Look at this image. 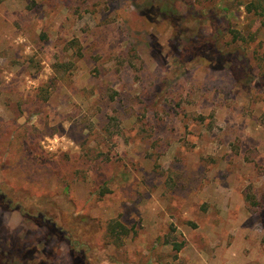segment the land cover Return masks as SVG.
I'll return each instance as SVG.
<instances>
[{
	"label": "rangeland",
	"instance_id": "obj_1",
	"mask_svg": "<svg viewBox=\"0 0 264 264\" xmlns=\"http://www.w3.org/2000/svg\"><path fill=\"white\" fill-rule=\"evenodd\" d=\"M252 1L0 0L1 184L71 189L76 214L124 224L101 264H264V17ZM230 31L245 37L233 46L254 94L239 67L196 53L217 35L235 50ZM0 264L77 261L0 206Z\"/></svg>",
	"mask_w": 264,
	"mask_h": 264
},
{
	"label": "trees",
	"instance_id": "obj_2",
	"mask_svg": "<svg viewBox=\"0 0 264 264\" xmlns=\"http://www.w3.org/2000/svg\"><path fill=\"white\" fill-rule=\"evenodd\" d=\"M247 13L264 17V0H254L246 5ZM232 33V46L238 41H246L239 31ZM217 35L213 41L198 48L196 53H200L203 64L210 62L219 64L220 70L233 73L236 70L234 79L244 88L249 87L248 92L255 93V88H251L252 74L248 73V60H246L244 48L239 47L231 51L227 43H223ZM225 44V46H224ZM244 51V52H243ZM230 64L226 70L225 64ZM247 69V70H246ZM264 78V76H263ZM48 94V93H47ZM264 100V94L256 93ZM25 181L18 182V186L9 189L0 182V206L7 212L18 211L25 218L36 222L39 227L49 229L51 235L61 242H65L69 253L77 261V264H101V249L114 244L121 248L123 242L130 235V229L118 220L102 221L95 223L93 218L87 214H76L78 207L67 192L46 196L44 194H34L31 185L26 186ZM99 250V251H98Z\"/></svg>",
	"mask_w": 264,
	"mask_h": 264
}]
</instances>
